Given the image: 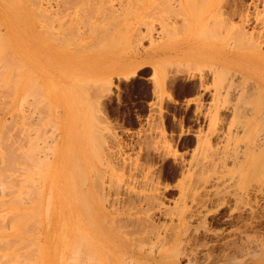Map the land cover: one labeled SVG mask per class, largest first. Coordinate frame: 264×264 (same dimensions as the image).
Returning a JSON list of instances; mask_svg holds the SVG:
<instances>
[{
    "label": "rangeland",
    "instance_id": "374dc122",
    "mask_svg": "<svg viewBox=\"0 0 264 264\" xmlns=\"http://www.w3.org/2000/svg\"><path fill=\"white\" fill-rule=\"evenodd\" d=\"M59 1L0 0V264H128L118 246L184 238L201 264H264V0ZM246 14L259 56L231 35Z\"/></svg>",
    "mask_w": 264,
    "mask_h": 264
},
{
    "label": "bare ground",
    "instance_id": "6f19581e",
    "mask_svg": "<svg viewBox=\"0 0 264 264\" xmlns=\"http://www.w3.org/2000/svg\"><path fill=\"white\" fill-rule=\"evenodd\" d=\"M61 1V0H60ZM59 1V2H60ZM69 1V0H68ZM85 1V0H84ZM111 1V0H110ZM113 1V0H112ZM209 1H211V5H213V7H221L222 5H223V0H209ZM63 3H64V1H63ZM90 3V2H89ZM94 3V2H93ZM93 3H92V5H93ZM112 3V2H111ZM110 3V4H111ZM48 4V3H47ZM80 4H82V3H80ZM80 4H79V6H80ZM85 4V3H84ZM84 4H82V5H84ZM74 5V4H73ZM75 5H76V3H75ZM81 5V6H82ZM41 6V5H40ZM68 6H70V5H68ZM80 6V7H81ZM88 7L90 6V5H87ZM93 6H95L96 7V4L95 5H93ZM113 5H110V7H112ZM120 6V5H119ZM256 6H257V4H256ZM65 7V6H64ZM94 7V8H95ZM103 7V6H102ZM87 8V7H86ZM113 9H115L114 7H112ZM66 9V8H65ZM67 9H68V7H67ZM85 9V8H84ZM87 9H89V8H87ZM86 9V10H87ZM91 9V8H90ZM89 9V10H90ZM96 9H97V7H96ZM99 9V8H98ZM255 9H256V7H255ZM93 10V9H92ZM112 10V9H111ZM65 11H67V10H65ZM73 11V10H72ZM96 11V10H95ZM116 11V10H115ZM114 11V12H115ZM70 12V11H69ZM81 12H83V11H81ZM99 12V11H98ZM112 12H113V10H112ZM258 12V11H257ZM72 13V12H71ZM89 13V12H88ZM100 13V12H99ZM92 14H93V11H92ZM81 15H82V13H81ZM224 17V16H223ZM223 17H221V19H220V17H219V20H221L220 21V24H222L221 22H225V21H223L222 19H223ZM226 17V16H225ZM114 19H115V14H114V17H113ZM212 18V19H211ZM256 18V17H255ZM259 18V17H258ZM113 19V20H114ZM205 19V18H204ZM203 19V20H204ZM208 19V18H207ZM210 21L212 22L213 21V16L212 17H210ZM226 19V18H225ZM224 19V20H225ZM202 20V22H203V25H204V29H205V27H206V24L204 23V21ZM216 19L214 18V21H215ZM219 20H218V24H219ZM229 20V19H228ZM249 20V17H248V15L246 14L243 18H242V23H241V25L237 28V27H235V33L233 32H231L232 34L231 35H233V34H235L234 36H237V37H235L234 38V40H236V42L237 41H246V43L247 42H249V43H247V44H249V47H250V45H252L253 47H255V48H257L256 50H254V54H256V55H253V56H259V55H261V49L259 48L260 47V43H259V41H257V39H254L255 38V35L254 36H252V32L250 33H248L247 31V29H245V22H247ZM262 20H264V18L262 19ZM65 21H67V20H65ZM115 21V20H114ZM117 21V20H116ZM206 21V20H205ZM230 22V21H229ZM228 22V23H229ZM234 23V22H233ZM65 24V23H64ZM75 24H76V22H75ZM202 24V23H201ZM216 24H217V22H216ZM263 24H264V22H263ZM224 25V24H223ZM225 25H226V22H225ZM224 25V26H225ZM62 26H64V25H62ZM228 26V25H227ZM230 26V25H229ZM228 26V27H229ZM228 27H225V29L224 30H227V28ZM207 28H208V26H207ZM206 28V29H207ZM232 28H233V25H232ZM247 28V27H246ZM204 29H203V33L201 34V32H199V34L200 35H197V36H200V37H202V36H204L203 34H205V33H208V32H211V30L210 31H208L207 32V30H205L204 31ZM210 29V28H209ZM229 29V28H228ZM200 31V30H199ZM202 31V30H201ZM228 31V30H227ZM225 32V31H224ZM223 32V33H224ZM107 33V32H106ZM258 33V32H257ZM75 34V33H74ZM108 34V33H107ZM264 34V33H263ZM206 35V34H205ZM207 35H210V37H211V34H207ZM206 35V36H207ZM262 35V34H261ZM83 36V35H82ZM86 36V35H85ZM107 36V35H106ZM112 36V35H111ZM229 37L230 38H233V37H231L230 35H229ZM252 37H254V38H252ZM261 38H262V36H261ZM240 39V40H239ZM262 41H264V40H262ZM2 42V41H1ZM240 43V42H237L238 44L240 43L241 45L243 44V43ZM201 44H200V46H199V50H198V56L200 57V58H202V59H205V58H209V57H211V56H214V51L212 50V49H210V50H207L206 48H205V40H204V38H201V42H200ZM251 43V44H250ZM262 44H264V42L262 43ZM108 45V44H107ZM106 45V46H107ZM246 46V45H245ZM251 46V47H252ZM79 49H80V47H79ZM5 50V49H4ZM83 50V49H82ZM11 56V55H10ZM1 58V57H0ZM213 57H211V59H212ZM218 60L220 61L221 60V55H219V57H218ZM232 60H234V59H232V56H228L227 57V59L226 60H224L223 61V63H224V66L227 68L226 70H228L229 69V67H230V64H231V62H232ZM3 60H1V62H2ZM6 61V60H5ZM222 61V60H221ZM7 62V61H6ZM9 64V63H8ZM7 64V65H8ZM4 65H5V63H4ZM6 66V65H5ZM8 67V66H7ZM217 68V67H216ZM219 68V67H218ZM6 69V68H5ZM220 69V68H219ZM223 69H221V71H222ZM3 71H6V70H3ZM2 71V72H3ZM217 71H220V70H217ZM249 71L250 70H247V74L250 76H252L253 74L252 73H249ZM2 72H1V74H2ZM136 72V71H135ZM217 74L219 73H223V72H216ZM4 74V73H3ZM216 74V75H217ZM221 75V74H220ZM234 75V74H233ZM14 75H12L11 76V78L13 77ZM254 76V78H256L257 80H256V84L259 86V87H261L260 89H263L264 88V78L263 77H260V76H257V75H253ZM14 77H16V76H14ZM219 77V76H218ZM11 78H10V81H11ZM0 79H3V78H0ZM33 79V78H32ZM16 80V79H15ZM4 81V80H3ZM6 82V81H5ZM4 84V83H3ZM2 84V85H3ZM85 84H87V83H85ZM89 84V83H88ZM256 85V86H257ZM87 86V85H86ZM259 87H256V88H259ZM7 89V88H6ZM8 90V89H7ZM257 90V89H256ZM77 92V91H76ZM264 92V91H263ZM1 93V92H0ZM13 93V92H12ZM15 93V92H14ZM3 96V95H2ZM11 95H9V97H10ZM5 98L7 97V96H4ZM4 98V99H5ZM3 99V98H2ZM4 103V102H3ZM2 102H1V104H3ZM8 104H9V102H8ZM6 105V104H5ZM1 108V107H0ZM5 108V107H4ZM2 109H3V106H2ZM15 112H17V111H15ZM80 112V111H79ZM14 115V114H13ZM17 114H15V116H16ZM27 116V115H26ZM18 117V116H17ZM16 117V118H17ZM28 117V116H27ZM13 118L16 120V118L13 116ZM34 119V118H33ZM33 122V121H32ZM35 122V121H34ZM14 123V121H12V124ZM43 123V122H42ZM11 124V125H12ZM15 124V123H14ZM14 124H13V126H14ZM36 124V123H35ZM30 125V124H29ZM28 125V126H29ZM33 125V124H32ZM4 127V126H3ZM19 127V126H18ZM2 129V128H1ZM16 129V128H15ZM4 130V129H3ZM2 130V131H3ZM20 130V129H19ZM7 132V131H6ZM10 132V131H9ZM20 132V131H19ZM1 133H3V132H1ZM10 134H12V133H10ZM13 134H14V132H13ZM26 134V133H25ZM3 135V134H2ZM9 135V134H8ZM4 136H6V133L4 134ZM10 136V135H9ZM14 136V135H13ZM12 137V136H11ZM1 138H3V137H1ZM5 138V137H4ZM3 138V139H4ZM18 138V137H17ZM2 139V140H3ZM9 140V139H8ZM21 140V139H20ZM11 141V140H10ZM2 143H3V141H2ZM21 144H23V143H21ZM90 144V143H89ZM32 145V144H31ZM92 146V145H91ZM5 147V146H4ZM32 147V146H31ZM34 147H35V145H34ZM33 147V148H34ZM10 148L8 147V149H7V147H6V150H8V151H6L7 153L6 154H8V152L9 153H11V155L12 154H16L15 153V151H14V153H13V150H14V148H12L11 150H9ZM20 149V148H19ZM36 149V148H35ZM29 150H31L30 148H29ZM62 150V149H61ZM17 151V150H16ZM22 151V150H21ZM20 151V152H21ZM32 151V150H31ZM36 151L34 150V152H32V155L35 153ZM4 153H5V151H4ZM24 152L22 151V153L21 154H23ZM37 153V152H36ZM3 154V153H2ZM19 155H20V153H18ZM4 155V154H3ZM25 156H27V154L25 153L24 154ZM30 155H31V153H30ZM16 156V155H15ZM18 156V155H17ZM22 156V155H21ZM34 156V155H33ZM32 156V157H33ZM3 157H5V156H3ZM24 157V156H23ZM29 157H31V156H29ZM34 157H36L37 159H36V162H35V159L33 160L35 163H38L37 165L41 168L42 167V165H41V161H38V159H40V157L38 158L37 156H34ZM15 159V157H13V155H12V158L9 160V159H7V161H12V159ZM17 158V157H16ZM28 158V157H27ZM14 159H13V161H14ZM18 159H19V156H18ZM33 159V158H32ZM31 159V160H32ZM16 160V159H15ZM29 160H30V158H29ZM4 161H6V160H4ZM17 161V160H16ZM19 161V160H18ZM32 161V162H33ZM38 161V162H37ZM20 162V161H19ZM30 162V161H29ZM48 162V161H47ZM5 163H7V162H5ZM14 163H16V162H14ZM14 163H12V165L11 166H14L13 164ZM49 163V162H48ZM11 164V163H10ZM9 164V165H10ZM44 164H45V162H44ZM3 165V164H2ZM1 165V166H2ZM31 165L32 166H34L33 165V163H31ZM49 165V164H48ZM0 166V167H1ZM38 166H36V167H38ZM44 166V165H43ZM5 167H7L6 165H5ZM4 167V168H5ZM38 167V168H39ZM4 168H2L3 170H4ZM11 168V167H10ZM10 168H8L7 170L9 171V169ZM13 168V167H12ZM17 168V167H16ZM16 168H14V170H16ZM39 168V169H40ZM45 168V167H44ZM1 169V168H0ZM1 169V170H2ZM6 169V168H5ZM19 169V168H18ZM22 169V168H21ZM32 169V168H31ZM1 170H0V172H1ZM20 170V169H19ZM41 170H42V168H41ZM40 170V171H41ZM10 171H13V169H11ZM27 171V170H26ZM34 171V170H33ZM35 171H37V170H35ZM39 171V170H38ZM46 171V170H45ZM78 171V170H77ZM20 172V171H19ZM2 174H3V172H1ZM24 173V172H23ZM29 173V172H28ZM40 173H43V172H40ZM69 173H71V172H69ZM33 174V173H32ZM8 175V174H7ZM8 176H10V175H8ZM24 176V175H23ZM3 177V176H2ZM72 177V176H71ZM78 177V176H77ZM5 178V177H4ZM7 178V177H6ZM5 178V179H6ZM11 179V181H10V179ZM9 178H7L8 180L7 181H9V183H10V185H9V187H11V185H13L14 183H15V181H14V178L12 177H9ZM24 178V177H23ZM22 178V179H23ZM1 180H2V178H0ZM5 179H3L4 181H6ZM20 179V178H19ZM18 179V180H19ZM0 180V181H1ZM16 180H17V178H16ZM69 180V179H68ZM71 180H72V178H71ZM6 181V182H7ZM5 182V183H6ZM13 182V184H11ZM70 182V181H69ZM74 182H76V180L74 181ZM4 182H3V186L2 187H4L5 185H7L8 186V184H5ZM20 183V182H19ZM24 184H26V183H24ZM74 184H76V183H74ZM0 185H1V182H0ZM19 185V184H18ZM69 185V184H68ZM14 186H15V184H14ZM16 186H17V184H16ZM76 186V185H75ZM8 187V188H9ZM70 187V186H69ZM12 188H14V187H12ZM11 188V189H12ZM76 188V187H75ZM83 188V187H82ZM16 189H17V187H16ZM32 189V188H31ZM33 189H35V188H33ZM74 189V188H73ZM76 189H78V188H76ZM13 190V189H12ZM38 190V189H37ZM3 191V190H2ZM8 191H9V189H8ZM29 191H30V189H29ZM35 191V190H34ZM53 191V190H52ZM79 191V190H78ZM1 192V191H0ZM10 192V191H9ZM81 192V191H80ZM83 192V191H82ZM2 193V192H1ZM53 193V192H52ZM84 193V192H83ZM2 194H4V191H3V193ZM34 194V193H33ZM32 194V195H33ZM8 195V194H7ZM10 195V194H9ZM22 195V194H21ZM82 195V194H81ZM84 195H82V197H83ZM18 197V196H17ZM31 197V196H30ZM22 198V197H21ZM64 198H65V196H64ZM68 198V197H67ZM70 198V197H69ZM31 199V198H30ZM66 199V198H65ZM78 199V198H77ZM90 199V198H89ZM79 200V199H78ZM34 201V200H33ZM67 201V200H66ZM86 201V200H85ZM20 202H23L22 200L20 201ZM19 202V205H22L21 203ZM71 202V201H70ZM70 202H68V203H70ZM79 202V201H78ZM81 202V201H80ZM93 202V201H92ZM30 203H32V202H30ZM72 203V202H71ZM86 203V202H85ZM88 204H91V203H89V200H88V202H87ZM86 203V204H87ZM26 204V203H25ZM36 204V203H35ZM27 205V204H26ZM71 205H73V204H71ZM85 205V204H84ZM34 206V205H33ZM90 206H92L93 207V205L91 204ZM90 206H88V207H90ZM35 208H36V206H34ZM38 207H40V206H38ZM49 207V206H48ZM85 207V206H84ZM84 207H83V210H85L84 209ZM91 207V208H92ZM67 208H68V206H67ZM75 208V207H74ZM82 208V207H81ZM86 208V207H85ZM91 208H87L86 210L89 212V211H92V209ZM91 209V210H90ZM32 210V209H31ZM42 210H43V208H42ZM47 210H48V208H47ZM47 210H46V213H47ZM75 210H77V207H76V209ZM74 210V211H75ZM94 210V209H93ZM32 211H34L35 212V210H32ZM87 211H85V212H87ZM20 212V211H19ZM22 212V211H21ZM26 213V215H27V211H25ZM39 212V211H38ZM43 212V211H42ZM70 212V211H69ZM71 212L72 213H74L73 215L75 216V215H77L75 212H73V209H72V207H71ZM22 213H24V212H22ZM33 213V212H32ZM90 213V212H89ZM34 214V213H33ZM53 214V213H52ZM22 215H24V214H22ZM29 215V214H28ZM38 215V214H37ZM36 214H35V216H37ZM48 215V214H47ZM47 215H46V217H47ZM12 216V215H11ZM78 216V215H77ZM77 216H75V217H77ZM85 216V215H84ZM10 217V216H9ZM20 217V216H19ZM34 216H32L31 218H33ZM42 217V216H41ZM17 218V217H16ZM83 218V217H82ZM151 218V217H150ZM22 219V218H21ZM20 219V220H21ZM28 219V218H27ZM128 219V218H127ZM14 220V219H13ZM74 220V219H73ZM32 222V221H31ZM48 222H49V220H48ZM90 222V221H89ZM105 222V221H104ZM153 222V221H152ZM187 222V221H186ZM36 223V222H35ZM89 224V223H88ZM47 225H49V224H47ZM151 225V224H150ZM97 226H99V225H97ZM152 226V225H151ZM177 226H178V224H177ZM24 227H25V225H24ZM23 227V228H24ZM96 227V226H95ZM126 227V226H125ZM155 227V226H154ZM187 227V226H186ZM27 228V227H26ZM29 228V227H28ZM27 228V229H28ZM67 228V227H66ZM91 228V227H90ZM93 228V227H92ZM147 228H148V226H147ZM152 228V227H151ZM150 228V229H151ZM177 228V227H176ZM154 229H156V228H154ZM173 229H175V228H173ZM23 230V229H22ZM25 230V229H24ZM29 230V229H28ZM75 230V229H74ZM80 232V231H79ZM110 232V231H109ZM179 232V231H178ZM81 233V232H80ZM103 233V232H102ZM105 233V232H104ZM111 233V232H110ZM115 233L117 234L118 232H116L115 231ZM114 233V234H115ZM141 233H143V232H141ZM141 233H139V234H141ZM148 233V232H147ZM146 233V234H147ZM181 233V232H180ZM100 234V233H99ZM112 234V233H111ZM122 234V233H121ZM121 234H119V235H121ZM132 234V233H131ZM133 234H135V233H133ZM172 234V233H171ZM107 234L105 233V234H103V237H108V236H106ZM113 235V234H112ZM177 235H178V237H179V233H177ZM67 236V235H66ZM78 236V235H77ZM80 236V235H79ZM97 236H102L101 234L100 235H97ZM126 237H127V235H125ZM134 236V235H133ZM144 236V235H143ZM157 236V235H156ZM176 236V235H175ZM174 236V237H175ZM181 236V235H180ZM64 237V235L62 236V239H64L63 238ZM137 237V236H136ZM135 237V238H136ZM139 237V236H138ZM146 237V236H145ZM162 237H164V236H162ZM110 238V237H109ZM118 238V237H117ZM124 238V237H123ZM161 238V237H160ZM179 238H181V237H179ZM178 238V239H179ZM68 239V238H67ZM101 239H103L102 237H101ZM107 239V241H105ZM119 239V238H118ZM128 239V238H127ZM130 239V238H129ZM151 239V238H150ZM97 240V239H96ZM105 240H103V241H105L106 243H108L110 240H108V238H105ZM122 240V239H121ZM125 240H126V238H125ZM148 240V239H147ZM166 240V239H165ZM63 241V240H62ZM64 241H66L65 239H64ZM76 241V240H75ZM78 241V240H77ZM99 241V240H98ZM145 241V240H144ZM160 241H163L162 239L160 240ZM168 241V240H167ZM166 241V243L168 244V242L170 241H168L167 242ZM172 241H174V239L172 240ZM175 241H177V243L178 244H176L177 246H179L178 247V249L177 250H174V251H176V253L175 254H167V252H165L166 254H163V252H162V250H163V248L161 247V243H158V244H160V246H158V244L157 243H155V244H157L156 246H158V247H161V248H158L159 250H161V251H159V252H156V251H158V250H156V251H154V252H152L151 251V249L152 248H154V247H156V246H154L153 245V247L151 246V248H150V246H149V248H148V250H150L148 253L147 252H143L141 249V251L140 250H134V248H132V247H135L133 244V242L131 243L130 241V244H132L131 246L132 247H130L129 245H127L126 244V246H125V244H124V246H122V247H120L119 248V246H118V250H117V254H121V255H123V257H125L124 259H122V257L121 258H119V259H121V260H123V262L122 263H124V261L125 262H128V264L130 263V264H201V262H200V260H199V253H197V250L195 251V250H193V249H195L194 247H193V249H190L189 247H185V245L187 244L186 242L188 241H186L185 243V245L183 244L182 245V242H184L185 241V238H184V240H182L181 242H180V240L178 241L177 239L175 240ZM118 243H120V240L119 241H117ZM127 242V241H126ZM129 242H128V244H129ZM157 242V241H156ZM64 243V245H65V242H63ZM63 243H60V244H63ZM136 243V242H135ZM165 242L163 241V244H164ZM170 243V242H169ZM173 243V242H172ZM107 245V244H106ZM118 245V244H117ZM120 245V244H119ZM151 245V244H150ZM241 245V244H240ZM56 246H58V245H56ZM107 246H109V244L107 245ZM164 246V245H163ZM165 246H166V244H165ZM173 246H175V242H174V245ZM173 246H171L169 249L170 250H172V247ZM140 247H142L143 248V246H140ZM166 247H168V246H166ZM92 247H90V249H91ZM144 248H146V247H144ZM143 248V249H144ZM176 248V247H175ZM175 248H173V249H175ZM147 249V248H146ZM155 249H157V248H154V250ZM164 249H166V248H164ZM61 250H63V247L61 248ZM147 250V251H148ZM153 250V249H152ZM169 250V251H170ZM56 251H59L58 249L56 250ZM65 251V250H64ZM91 251V250H90ZM164 251V250H163ZM167 251H168V249H167ZM168 251V252H169ZM63 252V251H62ZM110 252L112 253L113 252V250L111 251L110 250ZM245 252V251H244ZM58 253V252H57ZM56 253V254H57ZM61 253V252H60ZM91 253V254H90ZM89 254L90 255H93L92 254V252H90ZM94 253V252H93ZM113 253H115V252H113ZM170 253H173V252H170ZM59 254V253H58ZM202 254H203V252H202ZM185 255V257H183ZM208 256V255H207ZM65 257V256H64ZM92 257H94V256H92ZM98 257V256H97ZM104 257V256H103ZM66 258V257H65ZM101 258V257H100ZM99 258V259H100ZM105 258V257H104ZM231 258V257H230ZM246 258V257H245ZM245 258L243 257V259L245 260ZM94 259V258H93ZM98 259V260H99ZM109 259V258H108ZM108 259H106L107 261H110V259L108 260ZM89 260V259H88ZM90 260H92V259H90ZM118 259H116V261H117ZM242 260V259H241ZM94 261V260H93ZM102 261V260H101ZM113 261V260H112ZM215 261V260H214ZM236 261V260H235ZM243 261V260H242ZM41 262V261H40ZM95 262H96V256H95ZM100 262V261H99ZM238 262V261H237ZM101 263H103L104 264V262H101ZM244 263H246V262H244ZM255 263V262H254ZM43 264H44V261H43ZM88 264H90V263H88ZM95 264H97V263H95ZM125 264V263H124Z\"/></svg>",
    "mask_w": 264,
    "mask_h": 264
},
{
    "label": "crops",
    "instance_id": "0c3cea01",
    "mask_svg": "<svg viewBox=\"0 0 264 264\" xmlns=\"http://www.w3.org/2000/svg\"><path fill=\"white\" fill-rule=\"evenodd\" d=\"M139 60V59H138ZM140 60H141V58H140ZM144 65H146V64H143L142 66H144ZM142 66H140V67H142ZM139 67V68H140ZM196 93H194V94H191V95H189V96H187V97H185V99H182V100H180L181 102H186V99H188V101L187 102H190V103H192V104H194L195 103V97H196ZM227 117L230 115V113H228L227 112ZM259 116H260V114L259 113H257V114H255L254 115V118L253 119H255V121L252 123V126H251V128L250 129H252V127H257L258 128V120H259ZM259 130V129H258ZM259 132V131H258ZM184 133H187V131H185ZM193 133H195V132H193Z\"/></svg>",
    "mask_w": 264,
    "mask_h": 264
}]
</instances>
